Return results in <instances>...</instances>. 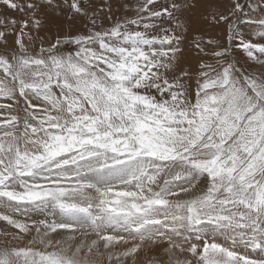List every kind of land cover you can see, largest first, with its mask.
<instances>
[{
  "label": "snow or ice",
  "instance_id": "1",
  "mask_svg": "<svg viewBox=\"0 0 264 264\" xmlns=\"http://www.w3.org/2000/svg\"><path fill=\"white\" fill-rule=\"evenodd\" d=\"M201 6L0 0V264H264V71L233 58L264 69V0L208 5L227 47ZM49 12L86 31L47 41Z\"/></svg>",
  "mask_w": 264,
  "mask_h": 264
},
{
  "label": "bare ground",
  "instance_id": "2",
  "mask_svg": "<svg viewBox=\"0 0 264 264\" xmlns=\"http://www.w3.org/2000/svg\"><path fill=\"white\" fill-rule=\"evenodd\" d=\"M93 2H98V0H93ZM125 2H130V0H112L113 5V14L115 18H123L125 16H130L131 13L125 11V9L121 8L120 5ZM232 0H202V6L195 10V15L192 19V30L193 32L203 35L205 39H213L218 41L222 46H228L227 34L228 28L227 25L221 24L217 26H210L207 21L203 19L204 14L208 10V5L211 4L213 7L218 9L219 11H224L226 7L230 6ZM249 0H240L241 4L246 5ZM247 11V8L245 9ZM0 14L8 15V16H16L18 15L15 12H5L3 7H0ZM86 21L77 20L74 24L69 27L66 20L62 16H57L51 12L47 14V16L43 20V29L39 33V36L44 37L47 41H54L58 36H63L65 34H76L86 31L85 24ZM105 25L107 26L109 21L105 20ZM240 30L243 32L246 38L249 39H258L253 36L254 29L246 27L244 25H238ZM35 35V32H34ZM14 37L9 36L8 42L9 46H13ZM191 33L189 35V39L186 40L183 44L182 51L177 54L175 67L176 74L179 75L181 71H188L193 74V79L190 81L192 85V89L195 88V74L199 70V65L201 62V55H198L194 47L191 45ZM37 49L39 46V40L36 42ZM61 51L64 54L75 51V46L72 44H64L61 46ZM233 58L238 60L240 65L249 72V73H259L264 71L261 69L258 64H254L251 61L246 62L244 58H242L239 54L234 51ZM207 59V58H205ZM5 101L0 100V103H4Z\"/></svg>",
  "mask_w": 264,
  "mask_h": 264
}]
</instances>
